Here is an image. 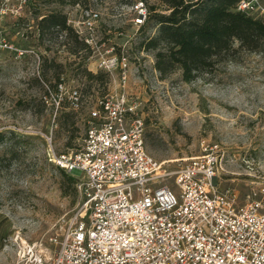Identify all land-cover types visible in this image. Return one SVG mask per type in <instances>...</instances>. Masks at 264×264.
Segmentation results:
<instances>
[{"label":"rangeland","instance_id":"rangeland-1","mask_svg":"<svg viewBox=\"0 0 264 264\" xmlns=\"http://www.w3.org/2000/svg\"><path fill=\"white\" fill-rule=\"evenodd\" d=\"M135 1L28 0L20 17L0 20L9 42L40 57L37 63L34 55L16 58L0 50V264H19L23 247L45 244L79 207L77 192L71 193L48 153L78 147L88 114L61 109L53 117L45 91L59 80L90 98L124 90L139 102L147 151L167 161L169 174L198 155L203 144H217L225 162L221 188H235L240 200L264 189V53L234 41L231 57L212 72L185 82L176 68L161 78L153 68L154 52L141 46L154 34L153 22L143 29L133 24ZM142 1L151 12H169L162 0ZM257 2L252 15L264 18V0ZM87 10L100 14L96 51L78 47L73 52L66 33L53 37L37 24L57 13L69 25ZM110 47L128 59L123 83L119 71L95 67L99 52ZM88 72L101 76L91 79Z\"/></svg>","mask_w":264,"mask_h":264},{"label":"built area","instance_id":"built-area-1","mask_svg":"<svg viewBox=\"0 0 264 264\" xmlns=\"http://www.w3.org/2000/svg\"><path fill=\"white\" fill-rule=\"evenodd\" d=\"M257 1L242 0L237 8L252 14ZM27 2L0 0V20L20 17ZM131 6L140 27L148 8L142 0ZM99 16L87 10L68 22L92 51L99 47ZM0 50L40 61L35 51L9 42L1 28ZM114 51H98L95 67L119 71L123 83L128 59ZM48 97L54 118L62 101L88 114L78 147L48 153L49 162L75 179L79 207L45 244L23 247L19 264H264V189L240 200L235 188H221L225 162L217 144H203L169 174L167 161L147 151L140 104L124 90L90 98L61 82Z\"/></svg>","mask_w":264,"mask_h":264},{"label":"trees","instance_id":"trees-1","mask_svg":"<svg viewBox=\"0 0 264 264\" xmlns=\"http://www.w3.org/2000/svg\"><path fill=\"white\" fill-rule=\"evenodd\" d=\"M240 1L242 0H162L168 13L155 12L154 8L151 12L148 9L146 21L139 29L152 21L155 32L141 42V46L144 50L154 52L153 68L160 73L161 78L176 68L181 71L185 82L194 80L202 73L212 72L220 62L231 57L234 41L241 48L264 53V18L238 10ZM33 12L37 14V10L34 9ZM37 24L53 37L66 33L73 43V52L78 47L87 48L90 52L89 46L67 24L66 16L52 13L41 18ZM87 75L91 79L101 76L90 72ZM61 82L63 81L59 80L51 88L47 87L46 94H55L57 85ZM61 109L75 111L66 101L61 102ZM2 138L3 134L0 133V141ZM58 170L67 180L71 193H76L75 179L64 170Z\"/></svg>","mask_w":264,"mask_h":264}]
</instances>
